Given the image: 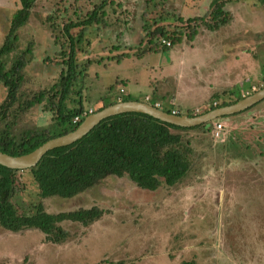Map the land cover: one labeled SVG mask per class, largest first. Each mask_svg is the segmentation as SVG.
<instances>
[{
    "label": "rangeland",
    "instance_id": "obj_1",
    "mask_svg": "<svg viewBox=\"0 0 264 264\" xmlns=\"http://www.w3.org/2000/svg\"><path fill=\"white\" fill-rule=\"evenodd\" d=\"M62 1L86 8L98 0ZM211 1L107 0L101 20L77 42L75 103L66 104L89 112L122 97L186 114L200 112L210 99H236L250 84L256 88L248 94L263 87L255 84L264 80V4L257 0H231L225 9L232 22L190 43L166 46L160 41L168 39L157 34L164 47L143 52L148 32L183 29L184 20L203 15ZM56 2L38 0L18 32L17 52L31 42L27 70L34 89L60 71L54 59L44 61L58 49L42 23ZM17 7V0H0V44ZM26 120V126H43L48 113L33 107ZM216 120L224 128L219 138L204 127L182 132L196 160L180 183L145 192L120 178L72 198H46L47 212L93 205L107 212L86 228L62 222L69 235L61 244L35 229L0 227V264H264V99L210 122ZM21 180L29 183L26 175Z\"/></svg>",
    "mask_w": 264,
    "mask_h": 264
},
{
    "label": "trees",
    "instance_id": "obj_2",
    "mask_svg": "<svg viewBox=\"0 0 264 264\" xmlns=\"http://www.w3.org/2000/svg\"><path fill=\"white\" fill-rule=\"evenodd\" d=\"M37 1L17 0L18 7L11 14L4 40L0 44V87L3 92L0 98V151L10 155L27 153L48 139L73 130L88 113L80 105L70 107L66 102L75 103L71 96L75 94L72 86L79 72L76 55L82 49L77 46V42L84 37L88 25L101 20L107 0L91 2V6L86 8L70 1L65 5L64 1L57 0L52 12L44 16L42 23L52 43L58 46L55 56L44 61L54 59L53 63L60 66V71L52 83L34 89L29 87L34 78L27 70L33 58L31 42L27 43L24 50L17 52L16 48L18 32L29 19ZM230 1L212 0L203 15L186 18L183 29L168 31L156 26L148 32L150 46L143 52L161 48L157 34L166 37L169 45L184 41L190 43L204 30L215 31L230 24L232 15L225 9ZM257 1L264 4V0ZM178 19L183 22L182 17ZM241 97L220 102L210 99L212 104L200 112L186 114H201L231 104ZM117 100L129 99L118 97L110 104ZM33 107L48 113L46 125L24 124ZM161 109L182 114L173 108ZM75 116L78 120L73 122ZM216 122L219 121L194 127L209 130ZM194 127H179L144 113L125 112L100 120L71 144L48 150L34 166L18 170L0 165V227L12 233L35 229L46 241L61 244L69 235L62 227V222H77L86 228L107 210L93 205L69 211L47 212L44 199L72 198L97 187L109 186L114 179L120 178L129 180L145 192H156L180 183L196 160L182 132ZM24 175L29 177V183L21 180ZM25 194L30 199L22 200L20 196Z\"/></svg>",
    "mask_w": 264,
    "mask_h": 264
},
{
    "label": "water",
    "instance_id": "obj_3",
    "mask_svg": "<svg viewBox=\"0 0 264 264\" xmlns=\"http://www.w3.org/2000/svg\"><path fill=\"white\" fill-rule=\"evenodd\" d=\"M262 99H264V87L258 88L252 93L242 96L231 104L218 106L201 114L192 116L187 114H177L174 111L167 112L154 104L142 100H117L116 102L108 104L98 110L88 112L76 128L62 135L46 140L27 153L10 155L0 151V165L18 170L34 166L48 150L71 144L84 136L89 130L98 124L100 120L116 114L139 112L179 127H194L242 111Z\"/></svg>",
    "mask_w": 264,
    "mask_h": 264
},
{
    "label": "built area",
    "instance_id": "obj_4",
    "mask_svg": "<svg viewBox=\"0 0 264 264\" xmlns=\"http://www.w3.org/2000/svg\"><path fill=\"white\" fill-rule=\"evenodd\" d=\"M162 44L166 45V46H169V42L167 40H161L160 41ZM120 91L122 92L123 90L120 89ZM146 98V97H145ZM147 102V101H146ZM155 106L159 107L158 104H154ZM91 112V110L89 111ZM78 120V117L75 116L73 118V122L77 121ZM223 128V125L221 122H216L214 125H213V128L211 130V132L214 134L215 137L219 138L218 136L221 134V131H222Z\"/></svg>",
    "mask_w": 264,
    "mask_h": 264
},
{
    "label": "crops",
    "instance_id": "obj_5",
    "mask_svg": "<svg viewBox=\"0 0 264 264\" xmlns=\"http://www.w3.org/2000/svg\"><path fill=\"white\" fill-rule=\"evenodd\" d=\"M170 46V45H169ZM125 48H129V47H125ZM132 48V47H131ZM131 51V50H130ZM123 54H125V52H123ZM264 82V80L258 82L256 81L255 84H262ZM264 84V83H263ZM256 87L254 86V84H250V86L246 89L245 93H243L242 96H245L246 94H248L251 90L255 89ZM248 89H250V91H248ZM143 101V100H142Z\"/></svg>",
    "mask_w": 264,
    "mask_h": 264
}]
</instances>
